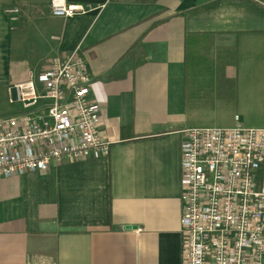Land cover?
Here are the masks:
<instances>
[{
    "label": "crops",
    "instance_id": "0c3cea01",
    "mask_svg": "<svg viewBox=\"0 0 264 264\" xmlns=\"http://www.w3.org/2000/svg\"><path fill=\"white\" fill-rule=\"evenodd\" d=\"M50 1L0 0V116L77 52L110 151L0 179V264H182V131L264 120V0Z\"/></svg>",
    "mask_w": 264,
    "mask_h": 264
},
{
    "label": "built area",
    "instance_id": "2783aa9c",
    "mask_svg": "<svg viewBox=\"0 0 264 264\" xmlns=\"http://www.w3.org/2000/svg\"><path fill=\"white\" fill-rule=\"evenodd\" d=\"M50 10L68 17L88 8L51 0ZM6 12L16 20L19 9ZM14 89L10 101L22 109L0 116V179L109 153L106 109L77 52L54 57ZM180 185L182 264H264V128L238 120L182 131Z\"/></svg>",
    "mask_w": 264,
    "mask_h": 264
},
{
    "label": "rangeland",
    "instance_id": "374dc122",
    "mask_svg": "<svg viewBox=\"0 0 264 264\" xmlns=\"http://www.w3.org/2000/svg\"><path fill=\"white\" fill-rule=\"evenodd\" d=\"M250 127L264 128V120L260 115H252L250 120Z\"/></svg>",
    "mask_w": 264,
    "mask_h": 264
},
{
    "label": "water",
    "instance_id": "95a60500",
    "mask_svg": "<svg viewBox=\"0 0 264 264\" xmlns=\"http://www.w3.org/2000/svg\"><path fill=\"white\" fill-rule=\"evenodd\" d=\"M127 228H131V227L128 226ZM133 228H136V227H133Z\"/></svg>",
    "mask_w": 264,
    "mask_h": 264
}]
</instances>
